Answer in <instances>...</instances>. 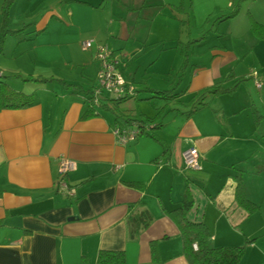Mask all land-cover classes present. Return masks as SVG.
<instances>
[{
	"label": "crops",
	"instance_id": "0c3cea01",
	"mask_svg": "<svg viewBox=\"0 0 264 264\" xmlns=\"http://www.w3.org/2000/svg\"><path fill=\"white\" fill-rule=\"evenodd\" d=\"M196 5V0H54L44 18L3 44V80L27 94L11 85L12 75L2 65L6 58L17 60L4 54L12 43L32 42L39 48L32 62L79 69L82 80L90 69L95 78L98 68L95 48L81 47L89 39L110 46L127 80L130 61L149 51L180 61L182 79L178 99L161 100L164 116L154 119L160 127L146 125L125 145L113 129L127 126L122 119L134 115L125 111L116 121L111 112L94 107L98 115L81 118L84 91L96 89L63 75L51 78L81 89L54 82L62 89L56 92L48 88L53 82L32 85L36 104L0 110V264H96L100 251L123 252L125 264H188L172 213L185 193L193 199L185 218L205 225L210 247H242L238 264H264V182L241 180L259 125L261 98L254 90L262 86L255 82L264 78L249 63L248 74L239 70L252 47L264 49V41L255 38L249 23L242 35L212 25L197 37ZM226 6L232 8L233 0ZM215 12L207 10L199 20ZM44 76L38 73L39 79ZM234 85L232 93L212 96L195 113H182L199 92ZM187 148L199 154V171L183 166ZM62 157L74 163L65 177L69 195L57 190ZM258 174L250 171L248 177ZM239 191L246 203L236 198Z\"/></svg>",
	"mask_w": 264,
	"mask_h": 264
},
{
	"label": "rangeland",
	"instance_id": "374dc122",
	"mask_svg": "<svg viewBox=\"0 0 264 264\" xmlns=\"http://www.w3.org/2000/svg\"><path fill=\"white\" fill-rule=\"evenodd\" d=\"M53 2L54 0H13L9 4L8 0H0V27L3 18L2 9L4 6H7V29L10 31H17L16 33L11 34V36L7 35L5 42H7L10 37H13L14 35L18 36V34H22L23 32L28 31V29H31L33 27L32 24L34 21L46 16L44 11L47 9V4ZM196 2V11L198 13V29L196 28L194 31L196 32L197 37L200 36L201 33H205L207 30H209L212 25H219V31L221 32H225L227 29V31L232 33H236L237 31L240 32V29L248 24L249 15H251L252 18L257 22H260L259 18H261L260 23H264V0H235L232 8L226 6V3L229 2V0H196ZM212 8L215 9V14L212 16L211 14H206L199 20L201 17L200 15L205 13L207 10L208 12H211ZM236 8L238 9V12L235 17L224 20L217 18L219 15H227L231 13ZM190 24L192 26V23ZM235 24L236 27L233 30L232 26ZM242 33L243 32L241 31L240 34L242 35ZM228 36L229 35L227 34L225 38L229 39L230 37ZM222 38L223 37L220 39ZM242 39L243 37L241 36L237 40L240 41ZM233 42L236 43L237 41ZM97 43L99 42H94V46ZM100 45H105V43ZM105 46L107 49H110L109 45L106 44ZM38 50V46L32 42L28 43L27 41L26 43H19L18 46H16L15 43H12L4 50L5 56L12 54L14 55V58L17 59L8 61L6 58L2 63L4 69H8L7 71H10L6 73H10V75H12L10 83L13 87L17 89H20L21 87L28 91V93H31L33 92L32 85L39 86L45 84L44 82L34 81V79L40 78L38 77L39 72H44L46 75L44 77L47 79L51 78V75H54L55 78H59L56 75H63V77H65L66 81L68 82L75 81L77 85H82L83 88L94 86L96 90H99V84L96 81V76L94 78L93 70H86V72H88L87 76L82 80L79 69L74 73L75 69L65 70L64 68H58L59 66H48L39 61L34 63L31 59L34 58L33 56L36 53L38 54ZM1 53L2 51L0 50V58ZM152 53L153 52L151 51L148 53H139L130 61L128 70H126V75H128L127 77L130 79L128 81L132 80L130 83L134 88L135 95L134 97L131 96L119 102L118 110L116 111V114L119 116L121 115L122 111H127L126 113H131V115H134L135 118H139L141 115L140 113L144 112L146 115H157L159 116L160 120L161 116H164L165 111L163 108H161L162 101L159 99L160 96L143 90L145 88H151L165 91L175 87H180V80L182 77L179 78L178 76L180 75V72H178V67L181 65V62L173 60L172 55L170 58H166L164 55L157 57V53L154 55ZM263 61L264 49L261 47H252L251 53L245 57V62L243 66L239 67V70L243 69L244 74H248L249 69L247 68V63H249L252 64L250 66L251 71L259 76H263L262 78H264ZM258 79L262 84V88L258 91H255L254 89L253 90L255 95H258L261 98V103L258 104L257 110L259 113V125L255 140L251 139V141L254 142L252 143V146L254 145L255 152L251 155L248 165L245 168V174L241 179L244 184L248 182L250 183L251 181L254 182L255 180L264 182V79H260L259 77ZM245 82L249 83L250 88L252 89V82L250 79ZM47 83L49 84V82H46V84ZM50 85L51 87L48 88L54 87L56 92L62 90L61 87H59L60 85L54 82ZM100 94L102 97L109 96L111 98H117V96L109 95L104 91ZM147 97L149 98L147 99ZM109 115L112 116L114 114L109 113ZM250 171H258L259 177H248V173H250Z\"/></svg>",
	"mask_w": 264,
	"mask_h": 264
},
{
	"label": "trees",
	"instance_id": "16d2710c",
	"mask_svg": "<svg viewBox=\"0 0 264 264\" xmlns=\"http://www.w3.org/2000/svg\"><path fill=\"white\" fill-rule=\"evenodd\" d=\"M13 0H8L10 4ZM233 0V4H234ZM8 4V5H9ZM232 5V4H231ZM238 12V9H234L231 13L222 16L224 19L235 16ZM2 22L0 27V50L5 42L6 36L16 33L17 31H10L7 29L8 22V8L4 6L2 9ZM249 30L255 36L258 41H264V24H260L255 21L251 15L248 17ZM187 64V61L184 60L183 66ZM5 76L0 72V110L2 109H19L23 107H29L36 104V100L33 94H27L21 91H16L10 88L7 82L4 79ZM37 82H56L59 83L66 90H75L81 89L78 86L66 84L57 79L49 78V79H34ZM241 82V80L239 81ZM260 82V81H259ZM261 84V82H260ZM262 86V84H261ZM236 88V85L230 88H221L219 86L212 87L210 89L203 90L198 94L194 95L192 101L190 102L189 110L186 112H182L185 115H191L198 111L200 108L205 106L206 101L209 100L212 96L216 94H229L232 93ZM261 88V87H260ZM96 90H86L84 91V100L83 103L85 105V111L81 115V118H87L90 116L98 115V112L95 111L94 107H100V109L111 112L115 115V120L118 121L121 118L122 114L125 111L121 112L119 116L116 114L118 110V104L120 101L129 98L130 96H121L117 98H111L109 96L105 98H101L98 94V106L93 105L92 98L93 94ZM146 91L152 92L159 97L160 100L165 102L174 101L178 99L181 95L180 92H177V88L169 89V90H155L147 88ZM135 94L131 96L134 97ZM133 118V117H125L122 119V122L126 125L129 124H138L142 128H145L146 125L150 126L153 124L152 128L160 127V123H156L154 119L157 117L155 115L153 118L142 117ZM143 133V132H142ZM146 133V132H145ZM149 135V133L147 134ZM239 191L236 198L240 203L247 202V200L243 199L242 193ZM241 199V200H240ZM193 205V199L185 193L182 205L180 208L175 209L172 213L178 219L177 223L180 225L182 230V235L184 238V250L183 254L188 262V264H238L242 253V247H217L213 248L207 244L208 234L206 231L205 225L203 223H194L190 222L185 218V215L189 208ZM193 244H195L196 248H194ZM96 264H125L124 254L123 252L116 251H100L97 257Z\"/></svg>",
	"mask_w": 264,
	"mask_h": 264
},
{
	"label": "built area",
	"instance_id": "2783aa9c",
	"mask_svg": "<svg viewBox=\"0 0 264 264\" xmlns=\"http://www.w3.org/2000/svg\"><path fill=\"white\" fill-rule=\"evenodd\" d=\"M81 47L84 50L95 48L94 60L98 64L96 81L99 84V90H96L92 95V103L98 106V94L99 92H106L109 95L117 97L130 96L134 94V88L131 83L125 78L118 68L119 61L112 53L103 45L96 44L94 46L93 40L81 41ZM257 88L261 87L259 82H255ZM143 128L138 124H130L127 126H117L113 129V134L119 144L125 145L127 143L135 141L140 135H142ZM183 166L187 169L199 171L200 156L193 148L185 149L182 154ZM74 163L67 158H60L59 162V179L57 181V190L63 195H69V188L65 177L73 170ZM195 246V245H194Z\"/></svg>",
	"mask_w": 264,
	"mask_h": 264
}]
</instances>
